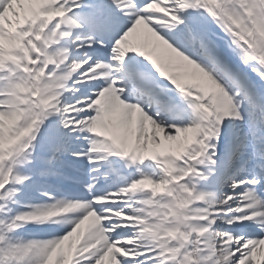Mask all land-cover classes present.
Returning <instances> with one entry per match:
<instances>
[{
	"label": "snow or ice",
	"instance_id": "snow-or-ice-1",
	"mask_svg": "<svg viewBox=\"0 0 264 264\" xmlns=\"http://www.w3.org/2000/svg\"><path fill=\"white\" fill-rule=\"evenodd\" d=\"M0 264H264V0H0Z\"/></svg>",
	"mask_w": 264,
	"mask_h": 264
}]
</instances>
